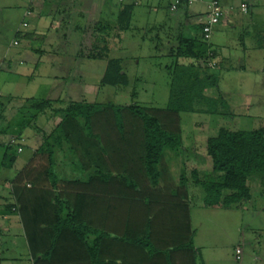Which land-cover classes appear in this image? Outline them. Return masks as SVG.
Returning a JSON list of instances; mask_svg holds the SVG:
<instances>
[{"label":"trees","instance_id":"trees-1","mask_svg":"<svg viewBox=\"0 0 264 264\" xmlns=\"http://www.w3.org/2000/svg\"><path fill=\"white\" fill-rule=\"evenodd\" d=\"M133 15L134 5L121 7L110 28L115 37L120 39L132 29ZM203 29L204 22L192 25L189 35H180L178 46L164 54L171 59L166 67L170 93L165 109L86 100L61 107L59 100L27 102L37 114L53 112V117L61 118L54 131L43 136L30 165L15 180L16 204L8 207H16L27 227L34 264H125L113 254L120 245L143 252L136 264H198L201 253L195 248L185 203L190 186L204 191L206 208L225 209L252 201V179L260 180L264 188L263 128H220L209 138V180L190 164L189 155L196 157L195 149L183 148L182 114L234 115L222 95L218 99L206 95L218 88L220 79L211 72V39L204 38ZM21 34L19 30L17 38ZM157 43L155 51L161 55ZM110 53L106 41L86 54L80 52L78 58L107 63L101 85L127 87L123 62L112 59ZM168 151L181 152L185 169L173 195L160 191L169 172ZM60 152L70 154L76 173L83 178L63 179L57 170ZM96 197H101L102 209L103 198L106 202L104 228L103 214L101 226L98 220L91 227L85 221L86 210L94 203L89 200Z\"/></svg>","mask_w":264,"mask_h":264},{"label":"rangeland","instance_id":"rangeland-1","mask_svg":"<svg viewBox=\"0 0 264 264\" xmlns=\"http://www.w3.org/2000/svg\"><path fill=\"white\" fill-rule=\"evenodd\" d=\"M190 1L124 0V4L134 5V21L132 29L119 36V39L115 37V31L110 29L114 27L122 7L117 9L119 0H77L74 10L76 14L73 15H77V18L69 32L65 31L63 26L59 33L62 40L56 42L59 50L54 53L58 54V57L55 60L50 57L48 61L55 62L50 65L47 57L38 60L41 57H36V53L31 51V46H27L31 41L25 39L24 35L30 30L21 29L20 25L24 21L27 8L32 7L37 13L38 9L45 7L44 11L50 14L54 5L47 4L44 0H33L32 5L30 0H0V151L3 150L2 145L10 144L12 140L17 142L22 133L29 136L24 152L29 151L28 140L31 141L37 134L34 125L42 127L45 119L49 122L53 117L47 112L45 119L39 116L41 118L34 120L36 112L29 109L27 102L56 98L59 100L57 106L61 107L64 103L84 99V85L90 92L84 100L91 103L117 106L134 103L146 108L165 109L170 93L166 67L171 64V59L164 54L168 53L169 48L178 46L180 35H189L190 28L196 22L194 18L203 15L205 11L203 3ZM218 1L223 3L226 10L228 8L225 4L242 9L246 6L244 4L252 3L256 11L264 8V0ZM114 10L118 11V14L114 13L112 18L111 13ZM97 11L102 13L104 19L105 11H108V19L90 23L93 20L89 14ZM248 13L247 6V12L243 14ZM45 18L47 23H53L51 15ZM26 22L30 23L32 20ZM18 30L22 34L17 38ZM107 34H110L109 37ZM65 35L67 41L64 40ZM106 41L111 50V58L123 61V70L129 79L127 87L101 85L107 66L104 61L81 59L74 65L61 63L69 60L67 49L80 50L86 54L94 45ZM14 42L19 45L14 46ZM41 42L32 41V45L40 47ZM154 42L160 44L161 55L155 52ZM43 43L44 48L49 47L45 41ZM72 58L75 56L70 57ZM237 76L236 79L224 78L219 85L220 92L226 95L231 106L233 116L188 113L181 115L183 147L195 149L196 157L202 155L203 160L199 167L195 163L194 154L189 157L191 166L201 172L205 180L210 179L212 168V163L206 158L207 141L215 137L220 128L230 131L264 129V83H261L259 75L256 74L254 78L248 73L243 75V79H240L242 75ZM74 92L80 97L76 96V99ZM135 92L136 97L133 98ZM13 116L14 120L11 121ZM56 119L58 123L61 121V118ZM170 152L166 155L168 161ZM0 154L1 169L4 152ZM171 161V173L180 180V175L185 172L184 166L181 165L182 159ZM21 167V164H18L17 168ZM251 187L253 199L249 204L225 209L206 208L203 205L204 191L190 186L191 195H195V198L191 199V216L195 248L201 253L198 261L203 260L205 264H264V188L256 178L252 179ZM237 249L242 252L240 260H237Z\"/></svg>","mask_w":264,"mask_h":264},{"label":"crops","instance_id":"crops-1","mask_svg":"<svg viewBox=\"0 0 264 264\" xmlns=\"http://www.w3.org/2000/svg\"><path fill=\"white\" fill-rule=\"evenodd\" d=\"M44 1L47 4L50 3L54 5L52 6L53 9L51 8L52 11L50 14L44 11L45 7H43V9L41 8L38 9L37 13L34 11L32 7H29L24 13V17L28 10H30L32 13L31 18L25 19V20H29V22L30 20H32V22H30L32 24L30 25V23H28L29 27L27 28L28 30H30V32L25 33L24 35L25 39L31 41L28 42L27 46H31V51L36 53V57L38 56L41 57L40 59H38L40 61L42 60V58H46V57H47V61L49 60L50 57H54V60L56 57H58V54L55 55L54 53L59 50L58 44L56 42L58 40L59 41L62 40V37L59 35V33L62 31L63 26L65 27V31L67 30V32H69L70 27L73 25L74 20L77 18V15L73 16L74 14H76L74 10H76L75 3L77 2V0H44ZM123 1L124 0H119V6L117 7V9L120 6L126 5L124 4ZM125 1L128 2V0ZM32 4H33V0H30V5ZM251 4L252 3L244 4L249 8L248 14H243L241 8L238 9L232 6L231 4L228 5L225 4L228 10L233 9V11L229 12L227 21L217 26L214 30L213 36L208 46L209 52L213 54V61H212L213 66L212 63L210 64V66H211V72L218 75L220 82L224 78H228V80L231 78L236 79L238 77L237 75H242L240 76V79H243V75L248 73L252 76V78H254L255 74L259 75V79L261 83H264V8H262V10H257L263 12V13H259L256 11V7L252 6ZM203 6L205 8V11L203 15L200 14L199 16H196V18H194L196 20L194 24H203V22L205 21L207 8L206 5ZM105 13H106L105 19H108V11H105ZM114 13L118 14V11L114 10L111 13L112 18L114 16ZM101 14L102 13L98 11L96 13L93 12L92 14H89L90 19L93 20L90 21V23L101 22L102 19L104 21L105 19ZM49 15H51V17L53 18L52 20L53 23L50 24L47 23V18H45L46 16ZM62 15L64 16L62 17ZM67 39H68L67 35H65L64 40L67 41ZM32 41H37V43L42 41L41 46L33 47ZM44 41L48 44L49 47L44 48L45 45V43H43ZM155 46H156V42H154V50H155ZM80 52H81L80 50L70 51L67 49V57L69 58V60L62 61L61 62L62 65L76 64V62L82 59V58L81 59L77 58V55ZM74 56H75L74 59L73 58L70 59V57H74ZM54 63H55L54 61H48V64L50 65H53ZM83 88L86 89L85 92H83L84 95H82L83 98L85 99L87 96H89L90 92H89V88L86 87V85H84ZM206 95L213 99H218L219 96L222 95L226 99V95L220 92L219 86L217 89L208 90L206 92ZM76 96L77 98L80 97V95L74 92V97L76 98ZM84 99H80V100L78 99V101ZM51 100L56 101L57 99L55 98ZM63 105H66V103H64ZM55 108H59V107H55ZM48 113H50V117L51 115L53 116V112H48ZM36 116H37V120L41 117H44L45 119V116H47V112L42 114H37L36 112V115L33 116V118ZM50 117H48V120L50 119ZM13 120H14V116L12 117L11 121ZM43 124L44 127L43 126L39 127L36 124L34 125L37 134L34 135L33 138H31V141L28 140V143H30L29 151L27 150L26 152H24L26 147L28 146L27 139L29 138V136L24 135L23 133L20 134V136L17 138V142L15 141L16 142L15 145H11V142L13 141L12 140L10 144L2 145L3 150L0 151V153L4 152V154L2 155L3 157H2L1 169H0V176H1L0 264H34L33 256L31 255L29 250L27 227L24 225L19 211L15 210L16 207L15 209H13L14 207L12 209L8 207L12 206V204H16V199H14V194H13L15 180L17 179L19 174L27 166L30 165L36 151L42 145L43 136L51 134L59 123L56 118L51 117L49 122L45 119ZM29 126H31V124ZM11 149L13 150L11 151ZM5 154H8L7 158H5ZM12 158L13 160L15 159V161L11 160ZM168 158L170 160L168 161L167 159L168 166H170L169 163L172 162L171 160L177 162L182 159L183 161L181 152H170ZM206 158L209 160L210 163L211 160L207 156ZM202 160H203L202 155L201 154L199 156L197 155L195 159V163H197L198 167L202 163ZM182 161H181V165H183ZM57 162H58L57 170L61 174L63 179L83 178L82 176L76 173L75 168L73 167L72 164L71 156L70 154H68V152L58 153ZM18 164H21L22 166L20 169L17 168ZM210 171H212V168L210 169ZM199 173L202 174L201 172ZM165 178H164L165 182H162V186H160V191L161 190L164 191L165 192L164 194L173 195L174 192L179 187V178L177 177L176 179L175 176L172 175L171 167H169V172L165 176ZM194 198L195 195L194 196L191 195L190 192L189 199L187 202H185L189 209V214L191 217V225H192L191 199ZM89 201L90 202L94 201V203L89 204V207L86 210L85 221L87 220L86 222L90 227L93 226V224L95 225L97 220H98V225H100L99 222L100 223L102 222V214H103V228H104V225L106 224L108 218L106 211V202L104 198H103V209H102L101 197L91 198V200ZM90 239L92 240V238ZM113 254H115V256L117 257L118 262L124 261L125 264L139 263L138 260L140 259V257L144 256L143 252H141L138 248L129 245L125 247H122L120 245L119 247L115 248ZM201 263L205 264L203 260L202 262L198 261V264Z\"/></svg>","mask_w":264,"mask_h":264},{"label":"built area","instance_id":"built-area-1","mask_svg":"<svg viewBox=\"0 0 264 264\" xmlns=\"http://www.w3.org/2000/svg\"><path fill=\"white\" fill-rule=\"evenodd\" d=\"M193 2H199L203 3L206 5L207 8V13L205 15V21H204V29H203V34L204 38L206 40H210L213 36L214 30L217 26L225 23L228 18V11H232L233 9L226 10L223 8V5L217 1V0H212V1H207L205 2L204 0H191L190 3ZM243 13L247 12V7L245 6L241 10ZM32 17V13L30 10H28L25 14L24 21L22 22L21 28L22 29H27L29 27L28 22H26V18L29 19ZM18 42H14V46H18ZM15 141L13 140L11 142L12 145H15ZM242 252L240 249L236 250V255H237V260H240Z\"/></svg>","mask_w":264,"mask_h":264}]
</instances>
